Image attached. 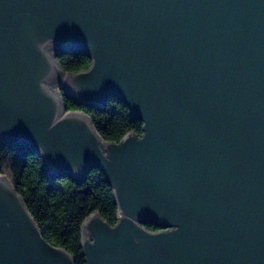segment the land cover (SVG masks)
Returning <instances> with one entry per match:
<instances>
[{"label": "water", "instance_id": "water-1", "mask_svg": "<svg viewBox=\"0 0 264 264\" xmlns=\"http://www.w3.org/2000/svg\"><path fill=\"white\" fill-rule=\"evenodd\" d=\"M74 47L90 62L68 71L56 52ZM58 86L90 106L117 97L141 132L102 138ZM9 141L111 186L115 221L80 223L85 264H264V0H0ZM0 264H73L2 172Z\"/></svg>", "mask_w": 264, "mask_h": 264}, {"label": "trees", "instance_id": "trees-1", "mask_svg": "<svg viewBox=\"0 0 264 264\" xmlns=\"http://www.w3.org/2000/svg\"><path fill=\"white\" fill-rule=\"evenodd\" d=\"M56 59L68 71L84 68L90 62L83 47L58 51ZM58 89L65 107L85 111L102 138L117 141L129 130L136 135L141 132V120L127 118V107L117 97L107 95L103 103L90 106L76 103L62 93L60 86ZM0 172L19 192L41 235L69 251L73 264H85L79 245L82 219L93 210L108 223H113L116 218L111 186L101 171L89 166L77 181L66 173H48L37 149L21 141H9L0 142ZM144 226L156 228L152 222H146Z\"/></svg>", "mask_w": 264, "mask_h": 264}]
</instances>
